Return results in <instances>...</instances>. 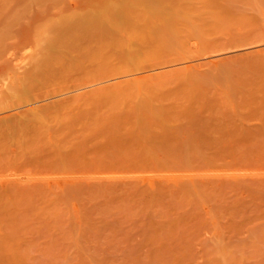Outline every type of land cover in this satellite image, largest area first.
<instances>
[{"label": "rangeland", "instance_id": "obj_1", "mask_svg": "<svg viewBox=\"0 0 264 264\" xmlns=\"http://www.w3.org/2000/svg\"><path fill=\"white\" fill-rule=\"evenodd\" d=\"M0 264H264V0H0Z\"/></svg>", "mask_w": 264, "mask_h": 264}, {"label": "bare ground", "instance_id": "obj_2", "mask_svg": "<svg viewBox=\"0 0 264 264\" xmlns=\"http://www.w3.org/2000/svg\"><path fill=\"white\" fill-rule=\"evenodd\" d=\"M148 1V0H147ZM62 32H64V31H62ZM22 64H20L19 66H21ZM22 67V66H21ZM21 67H19V68H21ZM80 89V88H79ZM77 90V89H76Z\"/></svg>", "mask_w": 264, "mask_h": 264}]
</instances>
